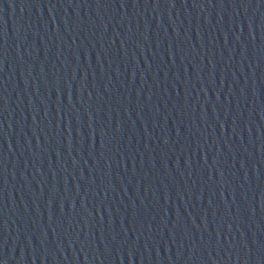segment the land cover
I'll return each instance as SVG.
<instances>
[{"label": "water", "instance_id": "water-1", "mask_svg": "<svg viewBox=\"0 0 264 264\" xmlns=\"http://www.w3.org/2000/svg\"><path fill=\"white\" fill-rule=\"evenodd\" d=\"M0 264H264V0H0Z\"/></svg>", "mask_w": 264, "mask_h": 264}]
</instances>
